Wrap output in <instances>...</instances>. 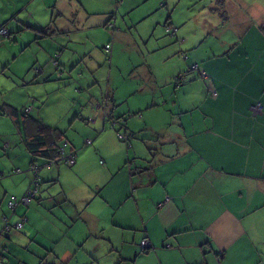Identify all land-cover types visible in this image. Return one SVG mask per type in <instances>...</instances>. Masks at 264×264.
I'll return each mask as SVG.
<instances>
[{"label":"crops","instance_id":"obj_1","mask_svg":"<svg viewBox=\"0 0 264 264\" xmlns=\"http://www.w3.org/2000/svg\"><path fill=\"white\" fill-rule=\"evenodd\" d=\"M184 1L0 0V20L13 31L12 41L0 38V49L15 57L28 51L22 65L37 62L42 69L34 78L15 77L18 84L13 81L0 90L4 95L0 100V232L5 214L12 223L28 216L20 231L0 236V257L7 254L12 262L14 255L5 249L25 244L45 254L43 264L51 254L60 262L76 264L79 253L88 252L84 246L91 236L82 241L69 237L70 230L64 231V226L66 217L82 208L92 233L110 237L113 249L122 243L127 246L119 250V261L122 256L135 257L132 264H264V0ZM159 10L155 22L160 29L147 35L142 24H136ZM110 22L114 27L108 26ZM104 26L110 41L114 39L109 57L123 33H131L127 40L135 39L132 33H143L136 35L135 45H145L138 48L144 49L138 73L142 80L124 100L113 96V91L108 104L85 90L99 80L100 64L86 61L98 50L96 28ZM13 44L20 49L11 50ZM56 55L58 61H53ZM194 63L198 70L190 69ZM4 67L1 63V77ZM179 73H184L181 85ZM68 76L82 88L68 89ZM20 85L28 86L27 90L18 91ZM148 85L151 104L145 103ZM65 92H71L73 99L82 93L91 102L67 109L74 125L83 116L92 117L90 122L95 124L133 113L140 114L147 127L137 128L128 121L133 141L129 139L125 146L127 160L117 166L91 139L81 147L82 153L77 151L73 165L61 161L65 165L57 167L54 162L46 167V161H41L47 169L42 171L40 196L30 206L19 205L11 212L10 195H22L33 178L28 168L34 155L26 139L38 129L35 119L60 127L69 151L79 150L67 136L71 124L63 128L66 117L48 113L52 103L62 106ZM130 97L139 99V104L119 109ZM257 102L263 114L256 116L251 107ZM29 104L33 110L28 116L11 109L22 110ZM155 107L163 108L171 120L157 124L156 116L147 113ZM117 125L109 130L115 142L119 140L115 133L120 134L122 127ZM145 129L149 136H133ZM7 132L14 137L2 136ZM64 202L75 209L65 210ZM70 221L74 228L81 227ZM43 223L48 232L41 228ZM118 230L122 243L112 236ZM144 238L151 244L146 252L141 248Z\"/></svg>","mask_w":264,"mask_h":264},{"label":"rangeland","instance_id":"obj_2","mask_svg":"<svg viewBox=\"0 0 264 264\" xmlns=\"http://www.w3.org/2000/svg\"><path fill=\"white\" fill-rule=\"evenodd\" d=\"M187 0L184 1V3H186ZM159 13H161V10H159L158 13H156V16H154L153 18H147V21H142L138 24H136L139 27V24H142V26L144 27L145 32L147 33V35H150L151 31H153V29H160L159 27L156 28V22L155 19L157 17V15H159ZM0 24L1 20H0ZM109 27H114V24L112 22L108 23ZM106 26H104L103 28H99L96 30L98 31V36L96 37V41L95 44L98 47V50L93 51L91 57L87 58V63L91 64V65H99V67L96 69V74L99 77V80L97 83H95L93 86H88L85 88V90L91 92V94H93L94 96H96L98 99V101L100 102H104L106 104H108V101H110L112 99L113 96H116L117 99L119 100H124L125 98H127L128 93H130L131 90H134L137 87V83L142 80L141 75H138V73H140V71H142V67H143V54L142 51L144 50H139V47H144L145 45H143V43L141 44V46H136L135 45V41L137 40L136 35H140L143 33H132L133 38H135L134 40H127V37L131 35V33H123L121 34V38L119 40V42L117 43V48L113 50V54L111 55V60H108V53L105 52L106 50L104 49V46L106 45V43H108L110 41L109 39V34L110 32L108 30H105ZM91 29H95L94 27ZM91 30H88V32H90ZM136 31V30H134ZM109 32V33H108ZM7 33V29H0V38L2 40H6V41H12V37L6 35ZM114 33V32H113ZM92 34V33H91ZM174 34V33H173ZM105 39H109L108 41H105ZM130 39V38H129ZM114 45V39L111 38V41L106 45ZM137 44H140L137 41ZM83 47H85V44H82ZM17 49L19 50L20 47L17 46V44H13V48L11 50ZM10 53V52H9ZM8 53V51L4 50L3 48L0 49V64L2 63L5 69L4 74L9 77L6 80V76L3 75V77L0 76V90H2L3 88H8L13 84V81L18 84L15 80V77H25L26 79L30 78V77H35L36 75V71L40 72L42 71V69L38 68L37 62L34 64H30L28 61L27 63H25L24 65H22V61H27L28 59V51H24L21 52L19 54V57H15L13 55H10ZM115 55V57H114ZM40 56H42L41 58H43L44 56L41 54ZM114 57V59H113ZM51 60V59H50ZM58 61V55H56L54 57L55 61ZM104 62L107 63V65H104ZM103 64V65H102ZM36 65V67H35ZM114 66L113 69H111V66ZM198 63H194L190 66V69H199L198 67ZM35 67V69H33ZM14 70L16 71V74L13 73ZM62 72L65 73V70L63 69ZM182 75H184V73H179V75L177 77H179L178 82H180V85L183 83L184 79L182 78ZM202 75L204 77H207V73L206 71L202 72ZM20 79V78H19ZM51 87H53V84H50ZM66 85H68V89H74L76 88V90H78L79 88L81 89V86H77L75 85V81L73 80V78H71L70 76H68L67 80H66ZM28 86H21L18 88V91L23 92L25 90H27ZM153 88V86H152ZM5 90V89H3ZM148 92L145 98V103L147 102L148 104H151L152 100H153V93L151 92V87L148 85L147 88ZM114 91V95L112 94ZM3 92V91H2ZM1 92V93H2ZM215 92V91H214ZM113 95V96H112ZM73 96L71 94V92H65L64 93V99H62L61 105L59 108L57 106V103H52V107L48 110V113L53 116V118H56V114L59 116H65V118L62 119V125L63 128H66L67 126H69V124H71L70 129H68L67 132V136L74 142L77 146V148H79V150H71L69 151L68 147H69V142L67 140H63L64 142H60L61 145L60 147H62V145H64L66 147V151L68 152V154L73 153V155L75 156L74 161L72 163H68L64 160L63 156V162L67 165H73L77 162V157H78V153L77 151H83L84 148L81 149V147L85 144V142L87 141V139H91L94 144L96 145V142H99V144H101V146L103 147L105 153L112 159V162L114 165H118L120 163L123 162V160H127L124 159L125 155H123L124 151H125V146H127L128 144V140H132L133 137L129 136L128 131H127V126H128V121L131 122V124L133 126H137V128H142L144 126V128H146V124L145 121L142 119L143 117L140 114H128L126 113V115L121 116L119 119L117 118H107V124L103 121L97 122L95 124H92L90 122L91 118H87V117H80L79 121L74 125L73 124V115H70L69 111H67V109L70 108V106H74L76 108L80 107L82 108L83 105H91V102L86 98V96L84 94H79L77 97H74L76 99H73ZM140 97V96H139ZM0 100L3 101L4 100V95L0 94ZM139 99H136L134 97H130L128 98L126 101L121 102L122 104L118 106L119 109H125L127 110L129 107H134L136 105V103L139 104L138 102ZM154 102V101H153ZM102 106H105L104 104H102ZM100 105V107H102ZM57 108V109H55ZM84 111H85V107ZM107 108V107H106ZM157 109H161L160 113ZM163 108H151L148 110L147 113H153L155 117V122L157 124H162L163 122H169L170 116L168 114H166L164 112V110H162ZM24 111V116H28L30 115L31 111L33 110V105L29 104L27 106L24 107V109H22ZM252 113L254 115H260L263 114L262 111V104L260 102L255 103L254 105H252L251 107ZM56 113V114H54ZM168 117V119L166 118ZM153 119V118H152ZM112 120V121H111ZM112 124L115 126L117 125L118 128H120L121 126V133L120 134H116L115 136L116 138H118L119 140H117L115 142V139L112 135V133L109 131L111 128L113 130H115L116 127L112 126ZM121 124V126H120ZM107 129H103L105 128ZM3 127H5V124H3ZM146 130V129H145ZM144 130V132H145ZM105 131L100 138V134ZM150 131L147 129L145 133H142V135H137L134 134V137H141V136H149ZM95 135L97 136L96 139ZM118 135V136H117ZM2 136H4L5 138H10V137H14L11 132H7V133H2ZM18 137V134H17ZM102 139L104 140V142L101 143ZM4 140V138H3ZM133 141V140H132ZM91 141L88 140V143H90ZM137 145V144H136ZM92 146V145H91ZM88 153H86L87 156ZM103 158L106 161V157L103 155ZM39 161H46L45 166L46 167H52L54 162L53 161H47L46 158H39ZM103 161V160H102ZM63 162H58L55 165L58 166H62L64 163ZM92 164L91 168L94 167L95 165L93 163V161H88ZM37 164L39 165V162L36 160L34 163L30 164V167L28 168L32 174H33V178L32 180L36 183L39 184L40 186H42L43 183V176H42V171L43 173L46 171V167L42 164L39 165L40 170L37 172L36 170H34V165ZM64 164V165H65ZM127 164V163H126ZM45 167V168H44ZM17 172L20 171V169H16ZM2 175V173L0 174V176ZM31 180V182H32ZM65 183L67 184V181H65ZM31 184V183H30ZM76 193L72 194V197L70 198V200L72 202L75 201V196ZM37 198V197H35ZM35 201V200H34ZM91 205V204H90ZM62 207L67 210V211H73L75 208L74 206H72L70 203L68 202H64L62 203ZM83 209L80 208L79 211L73 212L71 213V216H67L66 217V225L65 230H70V232L67 234L69 237H75L78 239L82 238L84 240L87 239L89 236H91V238L88 240V242L85 244L84 248H87V253H79V255L76 257V264H132L133 263V259L135 257H133L132 259H125L124 257H120V259L122 261H119V250L122 249H128L127 246L123 245L122 240H121V235H120V231L118 230V235L116 233H113V239L117 242V243H122V247L121 248H112L111 244L109 242V238L105 235L102 234H98L95 233V231L90 230L89 228V216L88 219H84V215H83ZM103 216V215H102ZM22 217V216H21ZM74 220V222H78V226L81 227H77L74 228L73 223L70 220ZM5 221V225L4 228L2 229V231L0 232V236L6 237L9 234L12 233V231H20L21 229H17L16 227L12 226L11 230H7L6 229V224L7 221L4 218ZM8 222L11 223L10 219H8ZM27 223V222H26ZM42 229H44L46 232H48V227L46 224H41L40 225ZM54 226V225H53ZM69 226V227H68ZM22 233H25L24 230L21 231ZM61 233V232H60ZM108 233H110V231H108ZM123 234V233H122ZM61 238V237H58ZM111 240V239H110ZM148 239L144 238L141 241V248L142 249H148L151 247L150 242H147ZM4 248V247H3ZM96 249V250H95ZM8 251L9 256L11 254H13V258H12V262L10 261L8 255L6 253H4V255L6 254V256L4 257H0V264H43V258L45 256L44 253H41L35 246L31 245L30 249L25 245L22 244L21 246H13L12 247V251H10V247H7V249H5ZM94 251V253H93ZM90 255H89V254ZM12 256V255H11ZM55 261H58V259L51 254L49 256L48 261L45 264H54ZM234 263V260H233ZM61 264H65L63 263V261H61ZM228 264H232L231 262Z\"/></svg>","mask_w":264,"mask_h":264},{"label":"trees","instance_id":"obj_3","mask_svg":"<svg viewBox=\"0 0 264 264\" xmlns=\"http://www.w3.org/2000/svg\"><path fill=\"white\" fill-rule=\"evenodd\" d=\"M2 23V27H5L7 29V33L6 35L11 36L13 35V31H11L10 27L8 26L6 21H1ZM51 27H47V29L49 30ZM262 28L264 30V24L262 25ZM1 35V34H0ZM2 36V35H1ZM110 48L108 49L107 46L105 47L106 52L109 54L111 51V45H109ZM109 57V55H108ZM109 60H111V56L109 57ZM11 109H15L17 112L22 113V115L24 116V111L23 110H19L15 107H11ZM36 123H37V131L35 134L28 136V138L26 139V144L28 147L29 152L34 155V160L32 161V163H34L36 160L39 162V165H42L43 163L41 161H39V158H46L47 161H53V162H61L63 160L62 158V153H61V143L64 138H65V132L63 130H61L60 127H52L44 122H42L39 119H35ZM45 163V162H44ZM3 176V173L2 175ZM34 181L32 180L31 184ZM31 184L29 185V187L31 186ZM39 186V193L35 196V197H39L40 196V192H41V186L38 184ZM27 188V190L22 194V195H16V194H12L10 195L9 199H8V209L11 212H14L10 206H9V201L11 199L12 196H17L22 197L24 194H26L28 192V190L30 188ZM33 197L30 204L25 205L23 203H20L19 205H23V206H30L34 200H36L37 198ZM18 205V206H19ZM5 217H10V215H4ZM20 220V219H19ZM18 220V221H19ZM12 223V222H11ZM14 224V223H12ZM26 224V223H25ZM24 224V226H25ZM151 248V247H150ZM150 248L148 249H142L143 252L148 251ZM58 259V257H56ZM54 264H61L60 261H55Z\"/></svg>","mask_w":264,"mask_h":264},{"label":"built area","instance_id":"obj_4","mask_svg":"<svg viewBox=\"0 0 264 264\" xmlns=\"http://www.w3.org/2000/svg\"><path fill=\"white\" fill-rule=\"evenodd\" d=\"M4 28L5 27H2V24H0V29H4ZM107 48L109 49L110 46L108 45ZM177 79L179 80V77H177ZM61 153L66 162L72 163L74 161L75 156L73 155V153L68 154V152L66 151V147L64 145H62L61 147ZM34 170L38 172L40 170L39 165L35 164ZM29 188L30 189L28 190V192L24 194L22 197H19V198L17 196L11 197L9 201V206L14 212L16 211L20 203H23L25 205L30 204L32 198L35 197L40 191L38 184H36L35 182H33ZM5 219L7 221V224H6L7 230H11L12 226L16 227L17 229H21L22 227H24V224L28 221V216L26 214L22 215L20 220L14 224L8 222V219H9L8 217H5ZM147 242L149 243V241Z\"/></svg>","mask_w":264,"mask_h":264}]
</instances>
